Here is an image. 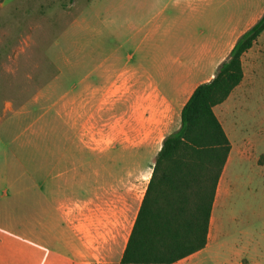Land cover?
<instances>
[{
    "label": "crops",
    "instance_id": "crops-1",
    "mask_svg": "<svg viewBox=\"0 0 264 264\" xmlns=\"http://www.w3.org/2000/svg\"><path fill=\"white\" fill-rule=\"evenodd\" d=\"M111 3L94 16L104 33L89 25V45L73 49L88 61L74 129L89 132L70 144V157H49L45 149L26 158L21 190L0 193V264H119L163 139L180 127L194 90L214 78L264 13V0H120L117 10ZM241 65L242 82L213 108L223 130L220 117L233 115L248 90L261 88L264 96V31ZM81 152L87 157L74 156ZM227 167L228 158L206 246L174 264H205L217 244L216 202Z\"/></svg>",
    "mask_w": 264,
    "mask_h": 264
},
{
    "label": "rangeland",
    "instance_id": "rangeland-1",
    "mask_svg": "<svg viewBox=\"0 0 264 264\" xmlns=\"http://www.w3.org/2000/svg\"><path fill=\"white\" fill-rule=\"evenodd\" d=\"M111 2L116 10L120 8V0H4L6 5H0V193L21 190L26 158H39L45 149L49 157L62 153L70 157V144L85 141L83 133L89 128L79 126L81 133L74 129L72 109L84 103L78 83L88 61L86 54H74L73 49L87 48L89 25L104 33L94 16L103 15L106 4L114 6ZM81 16L85 19L78 24ZM260 89L248 90L233 115L220 117L234 147L226 175L230 192L223 179L216 202L221 201L216 210L219 240L204 255L205 264L238 260L264 264V96ZM57 143L62 150L56 149ZM69 167L64 165L65 170ZM65 192L70 199L71 191Z\"/></svg>",
    "mask_w": 264,
    "mask_h": 264
},
{
    "label": "trees",
    "instance_id": "trees-1",
    "mask_svg": "<svg viewBox=\"0 0 264 264\" xmlns=\"http://www.w3.org/2000/svg\"><path fill=\"white\" fill-rule=\"evenodd\" d=\"M263 31L264 13L238 38L214 78L199 85L184 105L180 127L163 139L156 155L119 264H174L206 246L216 188L231 149L213 108L242 82L241 58Z\"/></svg>",
    "mask_w": 264,
    "mask_h": 264
}]
</instances>
